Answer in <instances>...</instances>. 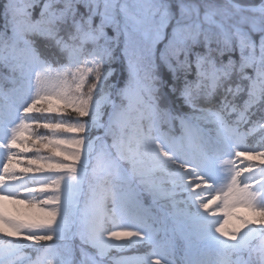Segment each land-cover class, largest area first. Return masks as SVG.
Returning <instances> with one entry per match:
<instances>
[{"label":"trees","instance_id":"obj_1","mask_svg":"<svg viewBox=\"0 0 264 264\" xmlns=\"http://www.w3.org/2000/svg\"><path fill=\"white\" fill-rule=\"evenodd\" d=\"M232 1L254 6L263 0ZM48 6L58 15L49 25V36L21 29L24 23L39 22ZM84 30L93 36L82 43V53L91 48L103 53L101 68L110 73L111 99L119 103L124 90L136 92L156 110L158 128L168 129L170 112L173 136L184 131L188 120L203 123L205 114H212L211 118L246 130V148L258 154L252 160L264 165V10L238 9L226 0H0V100L9 102L22 89L21 72L7 62L8 43H26L22 52L63 60L61 44L75 46L76 34ZM212 70L217 71L212 96L219 100L212 110H202L198 103L210 96L207 81ZM61 88L60 98L50 105L57 112L44 119L50 129L32 134L35 141L44 142L47 152L23 170L79 167L83 175L79 189H69L72 194L84 193L79 213L72 223L73 214L58 202L46 212L60 222L36 232L17 231L0 220V264H151L153 244L166 254L185 253L183 227L164 213L165 208L161 212L163 201L158 203L146 190L168 184L174 176L136 170L130 177L129 163L119 161L113 151L123 140L122 130L107 121L118 112L106 105L90 109L91 102L75 88V79ZM158 128L153 127V135L164 131ZM52 185L53 181L45 187L34 179L24 181L6 208L24 217L43 216L44 202L34 192L43 188L52 192ZM116 196L150 211L154 243L113 231L110 217H115ZM179 196L189 215L199 216L205 203L197 191ZM87 206L97 213L91 224L93 237L85 225ZM246 208L230 220L227 245L236 254L250 249L260 263L264 192ZM248 235L252 240H246Z\"/></svg>","mask_w":264,"mask_h":264},{"label":"rangeland","instance_id":"obj_2","mask_svg":"<svg viewBox=\"0 0 264 264\" xmlns=\"http://www.w3.org/2000/svg\"><path fill=\"white\" fill-rule=\"evenodd\" d=\"M58 15L52 9H48L46 13L43 14V18L39 23L33 24H23L22 29L28 30V32L37 31L41 34H47L48 23H52ZM78 42L79 44L85 43L91 37V32L86 31L79 33ZM81 45L68 46L64 43L62 51L64 52V58L67 62L62 64L60 62L59 66L53 74L46 69V64L43 60L39 59L36 55L24 57L25 69H26V83L28 92V97L31 99V107H26L21 113L17 112L16 109L10 108L7 105L0 106V112L8 120L9 125L6 126V131H4V142L7 146L14 147V150L10 152L11 156L15 155L19 158L25 155L27 152V144L24 141V136L28 130L29 125V115L32 112L43 111L45 106H40L38 103L45 102L44 97H49L53 94L57 97V91L60 86L69 85L70 78L76 75L75 87L80 91H83L86 98L92 101V108H97L101 105L108 104L111 106L109 100V92L111 90V82L109 80V72L105 73L101 68L100 64L103 61V55L100 51L91 49L87 53H82L79 51ZM16 45H10L11 50V60L15 63V56H17ZM15 59L13 60L12 59ZM56 61H59L58 59ZM53 75V76H52ZM216 74L212 72L210 74L211 83L214 82ZM61 81V84H57V81ZM124 103L122 104L120 114L115 117V119L108 118L107 121L114 122L124 131V140L121 144L115 147V151L120 155V158L124 161L131 162V165L136 166V168L147 169L156 165L159 159H164L162 157V147H158L156 143L148 138V134L144 130V125L142 121L144 118L152 116V111L145 110L139 104L141 103L140 97L131 94L128 91H123ZM113 104H114V100ZM50 105V101H47ZM38 104V105H37ZM110 110H114L111 106ZM130 113L131 117L127 116ZM134 131H137L138 135H134ZM229 138L232 139L230 143V148H224L220 145V142L213 140L208 142L207 138H201L203 141L202 148L198 151L183 150L180 152L179 158H182L187 166L186 174L193 175L194 172L200 174L205 180V185L211 187L215 198L212 203L218 207L219 210L228 217L232 210L236 207L238 203H244L246 198L252 193L259 191L264 188V177L262 171L253 164H248L245 160L239 161L236 156V152L243 151V140L242 133L234 132V130H228ZM187 137L189 138V144L196 147L199 143L197 139L200 137V131L194 127H189V132ZM15 141V143H14ZM200 147V146H199ZM36 149V147L34 148ZM163 149V148H162ZM176 146L171 152L175 154ZM251 157H255L254 155ZM5 162L6 163H9ZM4 164V165H5ZM132 172L134 168H131ZM13 170L11 167L9 171L5 174L0 175V211H4V201L3 196L8 190H11L14 185H16L15 180L11 178ZM54 185H57L59 181L66 184V187L76 188L78 182L80 181V173L74 171L73 168L69 170H55L53 173ZM42 183L47 182V178L41 175L38 177ZM153 193L157 197H163L167 194V189L165 186H161L155 190ZM43 194V199L45 202V209L50 206H54L58 200L65 202L68 209L71 211L80 203V198L71 195L70 193L63 192L60 197L58 194ZM166 205L171 207V213L174 217L181 223H187L188 219L184 211L172 202L166 201ZM115 215L119 217L120 222L115 224V228H118L120 223L123 226H134L141 227L145 226L143 221H145L148 216L145 212H139L137 214L136 210L131 209L126 210L121 203L117 204L115 207ZM11 212L5 211L1 215L7 225L11 228H23L26 230L41 229L46 226H52L58 224V219L50 218L47 215L43 217L36 218L29 217L24 218L22 213L10 214ZM46 213V212H45ZM95 213L89 208L86 213V219L92 220ZM205 213V219L209 220L211 217L207 216ZM148 232L143 229H137L133 232L136 236H146ZM231 261V262H229ZM188 264H241L238 259H229L228 255L220 248L209 249L205 247H200L198 250L190 251V259Z\"/></svg>","mask_w":264,"mask_h":264}]
</instances>
